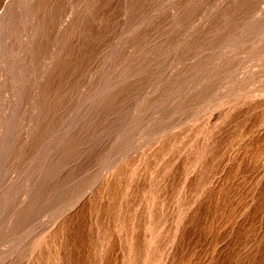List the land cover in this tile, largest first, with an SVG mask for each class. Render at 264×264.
<instances>
[{
	"label": "rangeland",
	"instance_id": "rangeland-1",
	"mask_svg": "<svg viewBox=\"0 0 264 264\" xmlns=\"http://www.w3.org/2000/svg\"><path fill=\"white\" fill-rule=\"evenodd\" d=\"M0 264H264V0H0Z\"/></svg>",
	"mask_w": 264,
	"mask_h": 264
},
{
	"label": "bare ground",
	"instance_id": "bare-ground-1",
	"mask_svg": "<svg viewBox=\"0 0 264 264\" xmlns=\"http://www.w3.org/2000/svg\"><path fill=\"white\" fill-rule=\"evenodd\" d=\"M49 2H50V1H49ZM53 2H54V1H53ZM35 3H36V2H35ZM37 4H38V3H37ZM51 4H52V3H51ZM12 5H13V4H12ZM53 5H54V4H53ZM13 6H14V5H13ZM13 6H12V7H13ZM51 6H52V5H51ZM55 6H56V5H55ZM51 8H52V7H51ZM55 9H56V8L54 7V10H55ZM57 9H58V8H57ZM57 9H56V10H57ZM50 10H51V9H50ZM54 10H52V11H54ZM8 13H9V12H8ZM50 13H51V15H52V14H55L56 12H50ZM2 14H3V13H2ZM64 15H65V14H64ZM11 16H12V15H11ZM53 16H54V15H53ZM55 16H56V14H55ZM55 16H54V17H55ZM50 17H51V16H50ZM53 19H54V18H53ZM55 19H56V18H55ZM51 20H52V19H51ZM49 21H50V19H49ZM65 21H66V20H65ZM51 23H52V22H51ZM63 24H64V23H63ZM66 28H67V27H66ZM33 49H34V48H33ZM29 51H30V50H29ZM69 52H70V51H69ZM69 56H70V55H69ZM50 58H51V57H50ZM52 58H53V57H52ZM52 58H51V59H52ZM50 61H51V60H50ZM53 61H54V60H53ZM47 62H48V61H47ZM53 63H54V62H53ZM49 65H50V64H49ZM50 72H51V71H50ZM46 74H47V73H46ZM51 76H52V75H51ZM51 76H50V77H51ZM46 80H47V79H46ZM49 80H50V79H49ZM52 81H53V80H52ZM49 83H50V82H49ZM51 84H52V83H51ZM53 84H54V83H53ZM48 86H49V85H48ZM52 86H53V85H52Z\"/></svg>",
	"mask_w": 264,
	"mask_h": 264
}]
</instances>
